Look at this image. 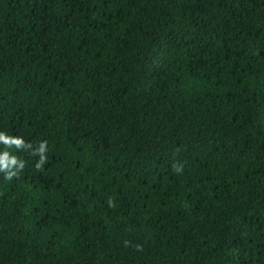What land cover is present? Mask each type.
I'll return each mask as SVG.
<instances>
[{"label": "trees", "instance_id": "16d2710c", "mask_svg": "<svg viewBox=\"0 0 264 264\" xmlns=\"http://www.w3.org/2000/svg\"><path fill=\"white\" fill-rule=\"evenodd\" d=\"M0 264H264V0H0Z\"/></svg>", "mask_w": 264, "mask_h": 264}]
</instances>
